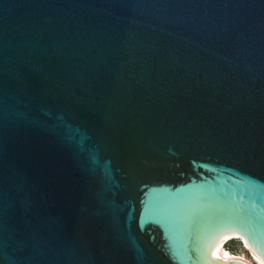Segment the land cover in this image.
<instances>
[{"label": "water", "instance_id": "obj_1", "mask_svg": "<svg viewBox=\"0 0 264 264\" xmlns=\"http://www.w3.org/2000/svg\"><path fill=\"white\" fill-rule=\"evenodd\" d=\"M232 235L264 262V0H0V264Z\"/></svg>", "mask_w": 264, "mask_h": 264}, {"label": "bare ground", "instance_id": "obj_2", "mask_svg": "<svg viewBox=\"0 0 264 264\" xmlns=\"http://www.w3.org/2000/svg\"><path fill=\"white\" fill-rule=\"evenodd\" d=\"M234 238H241L240 241L243 242L244 249H246V247H247L246 250H249L251 252L252 256L256 259L258 264H264L263 260L261 259V256L256 252V250L250 245V243H249V245H248V243H246L245 237L238 236V235H232L229 237L226 236L223 238L216 239L212 244H210L207 247L209 256H210V253L211 254L219 253V256H220L224 252V250L222 249L223 248L222 243L226 240H230V239H234ZM238 259L240 261L244 262L245 264H251V263H248L247 261H245L244 258H238Z\"/></svg>", "mask_w": 264, "mask_h": 264}, {"label": "rangeland", "instance_id": "obj_3", "mask_svg": "<svg viewBox=\"0 0 264 264\" xmlns=\"http://www.w3.org/2000/svg\"><path fill=\"white\" fill-rule=\"evenodd\" d=\"M226 242V243H225ZM223 250L234 253L237 258H244L245 261L251 264H258L256 259L252 256L249 250L244 249L243 242L240 241L239 238H234L230 240H226L222 243ZM210 256L213 258H217L219 253L211 254Z\"/></svg>", "mask_w": 264, "mask_h": 264}]
</instances>
